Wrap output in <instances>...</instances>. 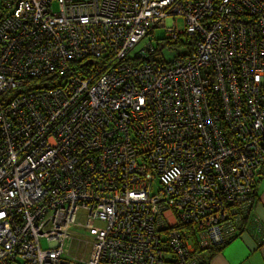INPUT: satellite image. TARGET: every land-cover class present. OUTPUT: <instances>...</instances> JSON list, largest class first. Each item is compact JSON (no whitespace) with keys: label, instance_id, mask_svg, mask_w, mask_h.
<instances>
[{"label":"built area","instance_id":"1","mask_svg":"<svg viewBox=\"0 0 264 264\" xmlns=\"http://www.w3.org/2000/svg\"><path fill=\"white\" fill-rule=\"evenodd\" d=\"M155 28L198 34L196 50L151 61ZM57 70L73 75L41 107L5 92ZM259 176L264 0H0V264H165L167 247L184 262L171 226L223 245Z\"/></svg>","mask_w":264,"mask_h":264},{"label":"trees","instance_id":"2","mask_svg":"<svg viewBox=\"0 0 264 264\" xmlns=\"http://www.w3.org/2000/svg\"><path fill=\"white\" fill-rule=\"evenodd\" d=\"M182 21V19H181ZM156 29L153 30L152 38L153 44L156 47L154 52L149 53L151 57V61H156L158 63H171L175 58L181 57L184 58L186 55H189V51L192 53L197 48V43L199 42V35H192L188 32H180L176 31L175 35H169L165 32L163 37H156ZM160 46V47H159ZM132 55V53H130ZM82 59V58H80ZM78 59L74 64L78 65V68H81L83 65L79 63ZM131 59L134 63H139L145 61V58L136 57L134 60L131 56ZM89 64V63H87ZM238 65V64H237ZM212 72L213 69L209 68ZM77 72V70H72ZM73 74L70 72L62 73L60 70L55 72H43L40 74H36L33 76H20L19 78L23 79L22 84H18L12 88H8L5 92L8 95L14 97L17 100L24 101V100H35L37 107H41L40 102L42 98L48 97L50 92H53L57 89L63 87L66 84L68 78H70ZM228 79L226 78V81ZM218 98V103L214 100V98ZM213 99L208 98V102L210 104V110L212 112H219L223 110V104L220 94H216ZM25 108L31 110L30 106L26 104ZM157 183L154 186V190L157 189ZM248 219V218H247ZM247 221V220H245ZM179 229L187 230L186 239L187 242L191 243L193 246V250L189 252L188 257L184 262L176 254L175 250L172 247L165 248V252H167V256L165 257V264H210L213 257L221 252L223 248L232 240L225 242V244L221 246H213L207 247L203 246L199 239V225L185 222H179ZM167 234V232H166Z\"/></svg>","mask_w":264,"mask_h":264},{"label":"crops","instance_id":"3","mask_svg":"<svg viewBox=\"0 0 264 264\" xmlns=\"http://www.w3.org/2000/svg\"><path fill=\"white\" fill-rule=\"evenodd\" d=\"M257 201L247 227L217 253L210 264H264V178L256 186Z\"/></svg>","mask_w":264,"mask_h":264},{"label":"rangeland","instance_id":"4","mask_svg":"<svg viewBox=\"0 0 264 264\" xmlns=\"http://www.w3.org/2000/svg\"><path fill=\"white\" fill-rule=\"evenodd\" d=\"M54 7H55L56 10H58V5H57V3L54 4ZM179 26H181V24H180ZM155 33H156V37H163L164 34H165V30H164V28H158V29H156V32H155ZM150 38H152V36L150 37V35H149V36H147L145 39L148 40V39H150ZM152 40L155 42L154 39H152ZM53 143L55 144V148H57L58 146L61 145V142H60L59 140L53 141ZM261 178H264V177H263V176H259V177L257 178V180H256V183H255L254 187H253V191H252V194H251V200H252V201H251V204L248 206V209H247L246 214L243 216V219H244V220H243V223L239 225V227H238V228L235 230V232L233 233V236H231L227 241L233 239V238L236 236V234H237V232H238L239 230L244 229V228L247 227V224H246L247 221H245V220H249V219H250V216L253 215V213H254V208H255V205H256V201H257V199H258V198H257V194H256V186H257L258 181H259ZM72 187H73V186H72ZM79 190H81V189H78V188H76V187H73V188L70 190V193H69V194H70V196H71L72 201H73V199H74V197H75L76 195H83ZM142 200H149V199H148V198H145V199H142ZM144 203H149V202H144ZM169 217H170V216H167L168 221H169L170 223H173V218H172V220H170ZM171 217H172V216H171ZM122 218H123V217H122ZM247 218H248V219H247ZM76 219H77L78 221L83 222V223L86 222L85 220H87V218L83 216L82 209H79V210H78V212H77V216H76ZM93 222H94V225L97 226V227H105V226H106V222L103 221V220H101V219H99V218H94V219H93ZM122 223H123V224H122ZM122 223H121V224L123 225V228H122L123 233H128V234H131V236H135V231H134V230L131 228V226L129 225V224H130V219H124ZM178 226H179V221H178L174 226H171V227H178ZM87 232H88L89 234L91 233L90 230H89L88 228H87ZM227 241H226V242H227ZM140 243H141V242H140ZM42 244H43V246L48 247V242H47L45 239L42 240ZM224 244H225V243H224ZM220 246H221V245H220ZM95 249H96V247L94 246V247H93V251H92V258H93V256H94ZM89 251H90V255L86 256L87 258H90V256H91V248H89ZM89 251H87V252H89ZM142 253H143V250H138V254H137L138 258H137V259H140V258H141ZM125 256H128V254H125L124 257H125ZM125 259H126V258H125ZM137 259H136V260H137ZM126 260H128V259H126Z\"/></svg>","mask_w":264,"mask_h":264}]
</instances>
